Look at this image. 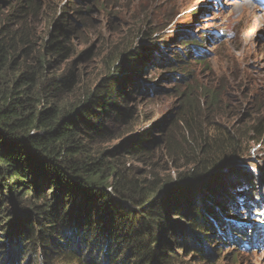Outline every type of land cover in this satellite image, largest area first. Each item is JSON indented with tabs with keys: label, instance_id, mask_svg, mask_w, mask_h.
Instances as JSON below:
<instances>
[{
	"label": "trees",
	"instance_id": "1",
	"mask_svg": "<svg viewBox=\"0 0 264 264\" xmlns=\"http://www.w3.org/2000/svg\"><path fill=\"white\" fill-rule=\"evenodd\" d=\"M42 1L0 0V264H177L181 248L209 263L203 250L226 236L223 218L241 207L256 218L234 215V231L263 243L262 195L246 190L248 178L246 188H234L239 184L230 177L243 174L236 166L240 131L216 127L200 136L189 148L195 156L189 169L172 178L141 172L128 159L151 162L157 126L116 135L112 129L127 127L132 96L140 92L130 76L122 78L119 60L139 62L138 71L142 53L118 51L109 58L111 71L77 95L74 70L55 67L73 52V15L86 11L59 12L40 40ZM153 48L162 55L159 45ZM173 57L188 68L185 56ZM154 61L159 66L162 59ZM261 125H251L254 141L264 137ZM192 129L189 139L196 137ZM113 137L120 144L104 148ZM249 225L246 237L241 227Z\"/></svg>",
	"mask_w": 264,
	"mask_h": 264
},
{
	"label": "rangeland",
	"instance_id": "2",
	"mask_svg": "<svg viewBox=\"0 0 264 264\" xmlns=\"http://www.w3.org/2000/svg\"><path fill=\"white\" fill-rule=\"evenodd\" d=\"M42 3L38 18L40 40L59 12L71 15L73 8L86 11L82 18L72 14L73 52L55 67L74 70L77 95L111 71L109 58L118 51L142 53L140 60L145 67L138 71L134 68L139 62L129 63L125 56L119 60L125 70L122 78L130 76L140 92L132 96L134 115L127 127L118 125L112 129V135L129 128L134 132L150 126L157 128L155 144L150 150L151 162L129 158L130 164L141 172H151L156 178H172L177 171L189 169L186 164L195 158L189 148L201 142L200 136L207 137L216 127L235 131L237 135L240 131L237 141L242 142L243 151L236 166L243 174L233 173L230 177L239 184L234 188H246V178L252 181L246 184L249 185L246 190L262 195L263 205L257 214L264 215V184L260 182L264 173V137L261 142L254 141L257 134L251 128L258 120L264 126L263 3L255 0H43ZM188 35L195 38L189 39ZM196 37L202 39V46L193 48L189 55L183 42ZM152 44L159 45L162 55L155 53L154 48L150 50ZM184 50L187 57L182 59L188 62L186 69L182 62H173V54ZM160 59L162 62L157 66L154 60ZM191 123V132L196 135L193 139L188 137ZM167 140L175 141L179 149ZM121 141L113 137L103 147L110 148ZM241 175H245L244 180ZM242 188L235 191L240 193ZM121 205L132 208L126 201ZM237 211L238 214L223 218L220 230L226 236L216 238L203 250L204 256L210 257L209 263L192 255V249L181 248L177 252V264H264V242L239 237L232 221L234 215L236 220L253 221L254 210L250 211L251 218L246 217L242 207ZM251 228L254 227H241L246 237L252 234Z\"/></svg>",
	"mask_w": 264,
	"mask_h": 264
},
{
	"label": "clouds",
	"instance_id": "3",
	"mask_svg": "<svg viewBox=\"0 0 264 264\" xmlns=\"http://www.w3.org/2000/svg\"><path fill=\"white\" fill-rule=\"evenodd\" d=\"M255 1H257L258 3H263L264 4V0H255ZM189 36H192L193 38H195V36L194 35H189ZM202 37V36H201ZM189 39H193V38H190V37H188ZM194 40H199V43H195L194 45L192 44V43H194ZM194 40H190V44H188L187 45V43L189 42V40H187V41H185V42H183V45H184V47H186L188 50V54L190 55L191 54V50L194 48H196V47H199V48H201V46H202V39H198L197 37H196V39H194ZM164 43H167V42H165L164 41ZM200 44V45H199ZM167 46H168V44H167ZM178 53H180V55L181 56H185V58L187 57L186 55H185V50H184V53L182 52V51H179ZM177 54V53H176ZM184 58V57H183ZM184 58V59H185Z\"/></svg>",
	"mask_w": 264,
	"mask_h": 264
}]
</instances>
